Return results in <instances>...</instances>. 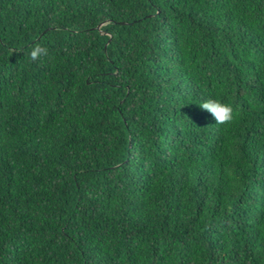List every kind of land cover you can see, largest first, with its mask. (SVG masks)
<instances>
[{
	"label": "trees",
	"instance_id": "trees-1",
	"mask_svg": "<svg viewBox=\"0 0 264 264\" xmlns=\"http://www.w3.org/2000/svg\"><path fill=\"white\" fill-rule=\"evenodd\" d=\"M0 264H264V0H0Z\"/></svg>",
	"mask_w": 264,
	"mask_h": 264
},
{
	"label": "clouds",
	"instance_id": "clouds-1",
	"mask_svg": "<svg viewBox=\"0 0 264 264\" xmlns=\"http://www.w3.org/2000/svg\"><path fill=\"white\" fill-rule=\"evenodd\" d=\"M48 50L39 44H36L31 53L30 57L33 61L40 59L42 56H47ZM202 109L211 113L216 121V124L226 125L233 121V108L229 105L223 104L218 100L208 99L199 105Z\"/></svg>",
	"mask_w": 264,
	"mask_h": 264
}]
</instances>
